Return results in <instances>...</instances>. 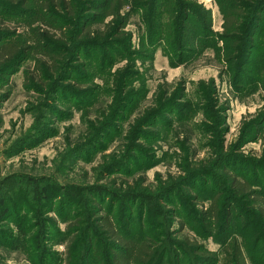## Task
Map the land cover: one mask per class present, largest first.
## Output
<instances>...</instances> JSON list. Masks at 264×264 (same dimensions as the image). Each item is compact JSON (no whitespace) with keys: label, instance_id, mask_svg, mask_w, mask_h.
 <instances>
[{"label":"rangeland","instance_id":"rangeland-1","mask_svg":"<svg viewBox=\"0 0 264 264\" xmlns=\"http://www.w3.org/2000/svg\"><path fill=\"white\" fill-rule=\"evenodd\" d=\"M92 2L41 29L55 60L0 57V264H100L107 215L155 240L152 264L219 259L232 238L264 264L259 204L229 189L245 176L264 200V9L245 56L220 39L217 0H176L169 24L167 0H129L117 18ZM28 18L0 13V32L28 37ZM216 195L231 212L218 229L203 219Z\"/></svg>","mask_w":264,"mask_h":264},{"label":"trees","instance_id":"trees-1","mask_svg":"<svg viewBox=\"0 0 264 264\" xmlns=\"http://www.w3.org/2000/svg\"><path fill=\"white\" fill-rule=\"evenodd\" d=\"M183 1L186 2V0ZM142 2L143 0H138L139 4ZM217 2L223 19L222 32L219 34L220 39L227 44L229 52L233 53L232 55L240 54L246 49L245 56H247L251 49L254 48V34L258 27L260 14L264 9V0H217ZM128 4L129 0H95L88 11H98L99 14H95V16L97 15L96 18L108 16L117 18ZM192 4L194 3L189 5L187 3L181 4L180 11L183 13L184 21L192 13ZM76 5L77 0H0V13L16 17L29 15L25 23L31 33L28 37H24V35H18L16 32H0V57L10 62L18 56L22 59L23 57L28 58L30 55L34 56V54L40 53L45 57L55 60L56 48L53 46L55 42L50 40L52 37L49 36L48 31H42L41 29L43 27H47L48 29L63 28L66 22H71L69 10L73 14L76 11L78 12L76 10L78 5ZM176 5V0H167L166 2L164 13L167 15L168 24L172 23L176 18L175 15L178 12V9H175ZM130 15L131 13L120 17L117 24L121 25V27L126 25ZM64 19H66V22H64ZM36 23L40 25L38 28L34 27ZM90 33H87V36L89 35L90 37ZM11 37L16 38L14 41L4 42V40ZM90 39L94 38L90 37ZM20 59H17L14 65ZM245 59L248 60L249 56ZM246 62L243 63V66ZM241 171L245 172L247 170ZM246 178L245 176L232 175L229 180L231 183L229 186L230 192L234 196L252 200L256 205L259 204V207L257 205L253 207V210L256 211L258 218L264 223L263 197L261 196V192L253 190L252 185L249 183V181L253 180ZM43 191L46 190L43 189ZM253 196L254 198H250ZM255 196L258 198H255ZM211 201L212 205L209 210L203 213L204 222L207 223L208 220L212 219L215 223L213 226L217 227L218 221L220 222L225 214L226 217L228 216L226 223L229 224L228 220H230L231 212L228 209L226 212L224 202L223 206L220 205L219 195H216ZM113 223L109 215L95 219L96 227L92 231L98 235L100 241L107 243L108 247L106 258L104 261L100 259V264H152L157 253L155 240L149 237L143 239L136 238L134 235H131L128 226L121 225V223H114V225ZM227 224L224 227V231L228 228ZM195 253H199L197 255H199L198 259L200 260L197 264L212 263L217 260L219 264H248L243 245L237 238H232L226 242L219 259L215 253L202 252L200 248ZM97 257L99 258V254Z\"/></svg>","mask_w":264,"mask_h":264}]
</instances>
